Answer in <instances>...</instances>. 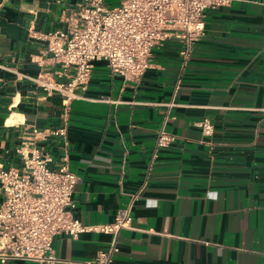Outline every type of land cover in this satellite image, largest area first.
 Segmentation results:
<instances>
[{
  "label": "crops",
  "instance_id": "0c3cea01",
  "mask_svg": "<svg viewBox=\"0 0 264 264\" xmlns=\"http://www.w3.org/2000/svg\"><path fill=\"white\" fill-rule=\"evenodd\" d=\"M81 3L0 0V168H22L32 148L50 154L55 168L67 155L83 225L113 223L142 190L113 264H264V0L207 10L186 68L176 37L153 49L136 80L95 63L70 103L66 138L37 137L34 130L60 127L64 113L60 93L37 79H67L33 34L68 29ZM205 120L211 135L199 125ZM162 128L175 139L151 165ZM110 240L62 235L53 247L60 259L91 260Z\"/></svg>",
  "mask_w": 264,
  "mask_h": 264
},
{
  "label": "built area",
  "instance_id": "2783aa9c",
  "mask_svg": "<svg viewBox=\"0 0 264 264\" xmlns=\"http://www.w3.org/2000/svg\"><path fill=\"white\" fill-rule=\"evenodd\" d=\"M227 0H122L109 8L105 0H82L79 17L68 29L34 33L48 44L47 53L60 66L59 77L66 82H37L62 97L63 124L56 129L34 130L37 137L67 136L70 103L88 84L95 63L106 62L113 74L126 81L141 78L152 65L153 49L176 37L184 43L182 65L188 66L194 46L205 35L206 11L224 6ZM178 81L173 100L180 89ZM174 105L173 103L170 106ZM205 135L213 126L199 124ZM175 137L164 128L159 132L155 154L167 148ZM22 168H0L4 200L0 206V260L31 261L36 264H113L120 251L121 231L133 229V210L141 191L118 212L110 224L83 225L74 216L73 195L78 178L70 170L67 155L54 158L40 149L23 153ZM150 165V169L151 166ZM111 237L108 248L91 260L60 259L55 255L54 239L67 236L74 240L83 234Z\"/></svg>",
  "mask_w": 264,
  "mask_h": 264
}]
</instances>
